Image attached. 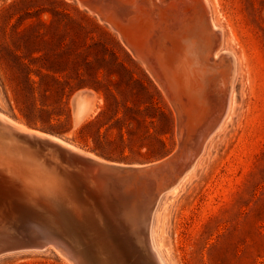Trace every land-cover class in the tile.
Here are the masks:
<instances>
[{
    "label": "rangeland",
    "instance_id": "rangeland-1",
    "mask_svg": "<svg viewBox=\"0 0 264 264\" xmlns=\"http://www.w3.org/2000/svg\"><path fill=\"white\" fill-rule=\"evenodd\" d=\"M82 1L0 0V113L133 173L181 150L186 162L210 122L209 96L230 91L227 120L160 197L152 238L166 264H264V0H207L221 63L200 70L182 120L119 31ZM21 224L11 238L30 228ZM70 263L53 246L0 255V264Z\"/></svg>",
    "mask_w": 264,
    "mask_h": 264
},
{
    "label": "bare ground",
    "instance_id": "bare-ground-1",
    "mask_svg": "<svg viewBox=\"0 0 264 264\" xmlns=\"http://www.w3.org/2000/svg\"><path fill=\"white\" fill-rule=\"evenodd\" d=\"M81 3L119 31L128 50L146 65L158 84L171 93L180 120L188 117L192 108L188 92L200 89V70L212 72L221 63L217 56L222 55L219 52L222 33L215 31L207 0H83ZM230 93L226 92L222 98L215 93L209 96L210 122L195 135L193 150L188 160L183 157L186 162L181 158L182 165L178 164L182 161L179 160L181 150L168 162L152 164L133 173L116 164L111 165L115 169L107 171L97 167L93 170L97 183L88 179L89 184L84 188L75 179H69L67 171L60 175L53 170H31L34 166L25 159L27 157L5 149L0 143V235H5L9 241L0 250L7 245L11 249L53 246L61 256L72 261L70 264H127L130 257L127 248L142 244L159 264H166L152 238L156 206L162 194L198 161L207 141L227 120L233 100ZM0 122L21 133L41 135L1 113ZM179 147L182 146L179 144ZM72 148L99 162L94 155ZM52 195L58 197L55 205L48 202L53 216L33 217L36 220L28 221L29 229L18 232L19 238H11L17 226L26 221L19 213L26 211L27 206L35 210L39 207L37 202L42 206L43 198ZM58 201L62 211L56 207Z\"/></svg>",
    "mask_w": 264,
    "mask_h": 264
},
{
    "label": "water",
    "instance_id": "water-1",
    "mask_svg": "<svg viewBox=\"0 0 264 264\" xmlns=\"http://www.w3.org/2000/svg\"><path fill=\"white\" fill-rule=\"evenodd\" d=\"M35 131L39 132L41 135L21 133L16 131L12 126L0 122V143L5 149L9 150L10 148L12 152L14 151L17 154L27 157L25 159H27L31 165L34 166L31 168V170L40 169L48 172L53 170L57 171L60 175H62L61 172L64 174L67 171L71 176L69 179H75V181L80 184L82 188L89 184L88 179H91L94 183H97L93 176V170L95 168L101 167L104 171L112 170L113 168L115 169V167L104 162L96 156L95 157L99 159V162L93 160L85 154H79L76 150H74V148H72L74 146L70 145L58 136H54L40 130ZM47 192L52 193L51 191ZM15 193L18 194L17 192ZM43 199L45 202L42 206L40 202H37L39 207L35 210L27 206V210L20 212L19 217L24 218V220H26L24 221L25 223H29L28 221L36 220L33 219V217L37 219H40L41 217L48 219L50 216H53L54 212L50 209L48 202H52V204L55 205L58 197L56 198V195H52ZM43 199L41 201H43ZM27 204L30 205L28 201ZM59 204L61 205V203L58 201L56 207L61 209ZM40 212H42V214H40ZM48 221L52 222L51 220ZM47 224L50 223L48 222ZM19 225H21V227L24 226V224ZM27 248L35 247L27 246L11 249L9 245H7L2 249L3 251L0 250V255L6 252ZM127 250L130 255L127 260L129 263L127 262V264H159L153 253L147 249L145 245L138 244L133 248H127Z\"/></svg>",
    "mask_w": 264,
    "mask_h": 264
},
{
    "label": "trees",
    "instance_id": "trees-1",
    "mask_svg": "<svg viewBox=\"0 0 264 264\" xmlns=\"http://www.w3.org/2000/svg\"><path fill=\"white\" fill-rule=\"evenodd\" d=\"M46 132H49V133H51V134H53V135H56V136H61L62 135V133H60V132H58V131H56V130H53V129H44Z\"/></svg>",
    "mask_w": 264,
    "mask_h": 264
}]
</instances>
